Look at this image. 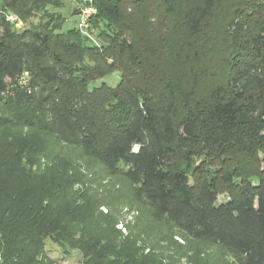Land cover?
<instances>
[{
    "label": "trees",
    "instance_id": "1",
    "mask_svg": "<svg viewBox=\"0 0 264 264\" xmlns=\"http://www.w3.org/2000/svg\"><path fill=\"white\" fill-rule=\"evenodd\" d=\"M90 1L106 23L101 46L77 27L17 31L4 19L26 20L53 0H0V100L24 72L31 89L0 112V264H66L49 256L48 243L63 256L80 252V264H149L87 228L66 149L120 174L155 221L219 246L235 264H264V0L245 15L246 37L236 31L241 10L229 25L227 78L218 83H206L194 53L180 51L217 0L188 5L165 64L129 21L152 2L170 10L169 0ZM114 71L116 86L93 85ZM220 192L227 199L217 203Z\"/></svg>",
    "mask_w": 264,
    "mask_h": 264
},
{
    "label": "rangeland",
    "instance_id": "2",
    "mask_svg": "<svg viewBox=\"0 0 264 264\" xmlns=\"http://www.w3.org/2000/svg\"><path fill=\"white\" fill-rule=\"evenodd\" d=\"M151 1V0H150ZM197 0H169L166 6L148 2L147 7L141 8L130 17L135 35L154 42L153 55L161 64L169 61L167 53L180 33L175 27L181 29L182 13ZM262 0H217L211 17L201 33L195 37H185L180 51L194 53V61L209 78L206 83H218L227 78L225 71V56L231 51L233 34L235 31L229 25L239 16L238 11L244 13L240 18L238 29L246 37L249 32L246 24L249 20L245 16L253 10ZM91 3L90 0H53V5L33 14L15 27L17 31L34 32L44 25H55L60 31L78 28L81 12ZM169 12L171 13L169 15ZM95 14V13H94ZM91 15L92 17L95 15ZM91 19L88 28L80 31L88 44L101 46L104 44L103 29L105 22L95 17ZM176 36H169V33ZM243 37V39H245ZM190 48V49H188ZM195 50V51H194ZM196 65V66H197ZM231 74V72H228ZM30 80V75L28 73ZM121 73L114 71L105 78L93 83L97 86L105 83L111 87L118 84ZM21 87H9L2 96L13 97L17 92H24ZM37 92V89L34 90ZM4 100H0V112L5 110ZM46 143H50L45 138ZM66 156L77 164L74 178L80 183L74 186L77 200H84L85 210L88 212L87 228H91L96 236H100L102 243L108 249L122 252H133L139 259L149 264H235L233 256L220 248L206 242L193 241L187 238L173 225L164 221H155L144 203L136 196L134 188L124 180L120 174L110 175L103 171L99 164L82 158L74 149H66ZM261 168H264L261 167ZM217 167H210V174ZM227 199L225 192H220L217 203ZM47 250L52 251L49 256L56 261L66 264H80V252L69 251L63 256L61 251L52 248L48 243Z\"/></svg>",
    "mask_w": 264,
    "mask_h": 264
},
{
    "label": "built area",
    "instance_id": "3",
    "mask_svg": "<svg viewBox=\"0 0 264 264\" xmlns=\"http://www.w3.org/2000/svg\"><path fill=\"white\" fill-rule=\"evenodd\" d=\"M95 13V10L91 7H87L82 10L80 20L78 23V29L79 31H85L88 28V21L91 15ZM4 19L7 23L11 24L15 27H18L21 24V20L14 14L11 13H5ZM28 73L24 72L11 87H21L24 88L28 94L31 93V89L29 87V78ZM137 147H133V151H136Z\"/></svg>",
    "mask_w": 264,
    "mask_h": 264
}]
</instances>
